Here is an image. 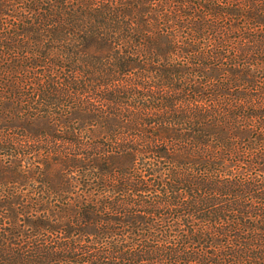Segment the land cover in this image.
I'll return each mask as SVG.
<instances>
[{
  "label": "trees",
  "instance_id": "1",
  "mask_svg": "<svg viewBox=\"0 0 264 264\" xmlns=\"http://www.w3.org/2000/svg\"><path fill=\"white\" fill-rule=\"evenodd\" d=\"M0 264H264V0H0Z\"/></svg>",
  "mask_w": 264,
  "mask_h": 264
}]
</instances>
